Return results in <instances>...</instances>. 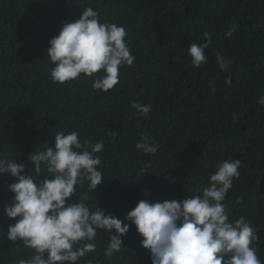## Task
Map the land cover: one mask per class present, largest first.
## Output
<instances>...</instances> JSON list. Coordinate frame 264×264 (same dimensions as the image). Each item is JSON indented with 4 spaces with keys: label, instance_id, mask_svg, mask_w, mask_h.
<instances>
[{
    "label": "trees",
    "instance_id": "16d2710c",
    "mask_svg": "<svg viewBox=\"0 0 264 264\" xmlns=\"http://www.w3.org/2000/svg\"><path fill=\"white\" fill-rule=\"evenodd\" d=\"M84 6L97 10L102 21L123 25L136 58L107 92L93 90L86 76L64 84L49 79V40L63 23L78 19ZM232 27L233 35L226 36ZM205 33L211 37L208 60L195 68L188 46L207 42ZM217 54L231 61L228 71L217 66ZM262 95L264 0H0V154L30 172L29 155L53 146L59 132L79 131L82 143L102 142L103 151L95 155L105 177L92 193L85 181L78 194L89 196L91 210L99 205L126 223L139 200L201 194L217 165L238 159L240 177L226 196V212L232 221H250L264 261ZM133 101L150 104L151 112L138 113ZM144 133L159 145L154 154L136 149ZM12 179L0 175L5 232L15 223L4 213ZM2 235L0 230V264H19L34 254ZM121 239L123 250L106 258L108 234L98 233L96 250L80 264H151L134 225Z\"/></svg>",
    "mask_w": 264,
    "mask_h": 264
},
{
    "label": "clouds",
    "instance_id": "9594fccd",
    "mask_svg": "<svg viewBox=\"0 0 264 264\" xmlns=\"http://www.w3.org/2000/svg\"><path fill=\"white\" fill-rule=\"evenodd\" d=\"M234 31L235 27L229 28L225 35L231 37ZM204 35L207 42L188 46L195 68L208 60L205 49L211 37ZM127 36L123 25L102 21L97 10L84 6L78 19L63 23L59 33L49 40L46 55L53 65L49 79L64 84L86 76L91 78L93 90L113 89L119 83L120 69L132 66L136 59ZM216 61L221 71L230 69L231 61L222 55L217 54ZM258 103L264 105V95ZM132 107L144 116L152 110L150 104L136 101ZM54 136L53 146L44 144L43 150L29 155L30 172L24 163L0 154V175L13 178L6 185L12 197L11 203L4 206V213L15 219L6 232L0 228L2 236L34 250L30 258L20 259L19 264H80L86 254L96 250L100 232L108 234L103 254L111 258L123 250L121 237L131 225L142 237L141 246L149 252L151 264H264L255 246L259 239L256 229L245 217L232 221L226 212L224 202L233 180L240 177V160H224L217 165L201 194L181 200H139L127 212L126 223L106 213L97 202L98 207L91 210L86 203L89 196L78 194V186L85 181L90 193L102 183L105 175L99 167L100 156L95 154L103 151L104 144L82 143L79 131ZM158 148L146 133L136 143V149L146 154H154ZM42 172L47 173L43 178Z\"/></svg>",
    "mask_w": 264,
    "mask_h": 264
}]
</instances>
